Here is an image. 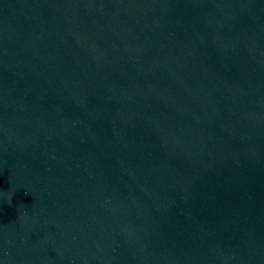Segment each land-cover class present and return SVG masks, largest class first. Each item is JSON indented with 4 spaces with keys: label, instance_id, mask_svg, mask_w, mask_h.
I'll use <instances>...</instances> for the list:
<instances>
[{
    "label": "water",
    "instance_id": "obj_1",
    "mask_svg": "<svg viewBox=\"0 0 264 264\" xmlns=\"http://www.w3.org/2000/svg\"><path fill=\"white\" fill-rule=\"evenodd\" d=\"M0 264H264V0H0Z\"/></svg>",
    "mask_w": 264,
    "mask_h": 264
}]
</instances>
